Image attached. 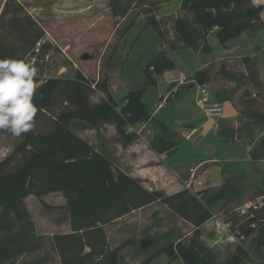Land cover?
<instances>
[{"label":"rangeland","instance_id":"1","mask_svg":"<svg viewBox=\"0 0 264 264\" xmlns=\"http://www.w3.org/2000/svg\"><path fill=\"white\" fill-rule=\"evenodd\" d=\"M120 1L132 8L127 14L114 16L111 0H0V58L34 62L36 95L47 80L75 78L79 72L95 81L92 104L100 103L103 97L111 94V85L113 97L120 106L129 91L147 86L143 100L150 111L153 112L158 104H165V107L158 112V119L154 117L146 127L137 123L130 129L140 133L149 130L146 136L151 144L163 136L159 123L163 121L167 127L164 137L177 144L190 136L195 125L200 128L199 133L192 140H185L177 154L165 160L166 164L181 168L203 159L217 158V164L223 167L226 177L222 186L210 187L207 196L223 192L226 197L220 200V205H211L214 213L208 228H215L207 233L201 226L200 242L214 253L220 264H264V122L254 117L256 112L264 113V0H252L260 8L261 22L226 44L219 42L218 28L213 27L203 41L209 44V52L183 45L177 21L189 12L181 8L182 0H146L147 5H143L145 0ZM157 14H162L158 27L151 24ZM149 26L155 28L152 27L153 32L146 28ZM159 55L168 56L174 62L171 69L185 72L191 79H197L199 72L205 71L207 81L203 84L211 96L223 104L224 116L205 117L196 103L195 82L172 90L163 75L165 70L156 73L155 67L151 68V61ZM254 70L258 71L256 80L251 77ZM146 71L153 74L156 84H147ZM106 87L107 92L104 91ZM70 108L75 105L68 104L60 89L57 90L52 103L37 112L32 131L37 134L52 132L55 117ZM234 114L237 119L227 117ZM187 117L192 120H183ZM104 123L109 124L101 122L97 126L109 133L111 124ZM91 127L94 126L80 119L70 124L73 132ZM214 127L226 141L244 147L217 140ZM114 136L109 138L118 141L119 137ZM21 142L20 137L0 130V148L5 152L0 161L13 154ZM247 144L252 160L261 159V163L250 165L245 150ZM254 155L260 159H254ZM248 166L247 176L233 175L227 170L242 171ZM219 171V168L210 171L213 172L210 185L220 183ZM196 179L208 183L205 175L198 174ZM165 196L158 194L160 199L149 209L133 213L118 222L120 225L103 226L110 250L119 248L118 264H140L148 259L149 264H185L179 255L171 257L165 249L170 245L175 247L178 242L190 244L195 229L185 219H182L184 225L178 223L181 217L162 200ZM249 202L258 206V209L251 208L255 217L238 216L242 206ZM25 204L37 236L24 257L7 264H64L61 245L55 240L57 232L71 221L64 194L51 192L39 198L30 195ZM226 222L232 224V233L225 234L221 225ZM248 230H252L249 235ZM2 235L0 232V238ZM92 264H107V261L99 258Z\"/></svg>","mask_w":264,"mask_h":264},{"label":"trees","instance_id":"2","mask_svg":"<svg viewBox=\"0 0 264 264\" xmlns=\"http://www.w3.org/2000/svg\"><path fill=\"white\" fill-rule=\"evenodd\" d=\"M131 8L120 0H111L114 16L127 14ZM181 8L189 12L177 21L183 45L194 50L203 48L206 52L210 51V46L203 41L213 27L218 28L219 42L226 44L262 20L260 8L252 0H182ZM151 24L158 27L155 18ZM150 65L159 73L173 68L174 62L166 55H159ZM199 75L198 81L206 83L205 71ZM251 77L256 80L258 71L254 70ZM146 79L147 84L157 83L150 71H146ZM94 83L82 72L75 78L47 80L34 100L38 112L52 103L59 89L65 101L74 104L75 108L55 117L52 132L37 134L30 131L22 135V142L15 152L0 161V232L3 233L0 264L17 261L33 246L36 227L25 204L30 195L39 198L51 192H62L66 198L73 232L55 235L57 244L61 245L64 264H92L99 258L107 264H118L119 248L110 250L103 225L160 199L139 181L114 168L108 157L70 128L74 119L92 126L109 122L115 125L125 143L136 140L140 132L130 127L152 118L150 107L143 100L147 86L129 91L120 106L110 93L100 103L92 104ZM104 91L107 92V87ZM254 117L264 122L263 112L254 113ZM159 123L163 136L153 140L151 146L161 153H173L175 143L164 137L167 127L163 121ZM253 158L260 159V156ZM208 189L195 194L184 189L162 199L195 226V236L190 244L178 242L175 247L170 245L165 249L171 257L179 255L185 264H220L198 238L200 227L213 217L211 205L226 197L223 192L207 196ZM199 195L206 198L203 200ZM251 232L248 230L247 235ZM87 247L89 251H86ZM149 261L140 264H149Z\"/></svg>","mask_w":264,"mask_h":264},{"label":"crops","instance_id":"3","mask_svg":"<svg viewBox=\"0 0 264 264\" xmlns=\"http://www.w3.org/2000/svg\"><path fill=\"white\" fill-rule=\"evenodd\" d=\"M139 1V0H138ZM142 1V0H141ZM146 2V0H145ZM149 3H145L143 2V5H147ZM162 14H157L155 16V20L158 22H160V17ZM153 26H149L146 28H150L153 32L154 29L152 28ZM160 29V28H159ZM159 31V30H158ZM163 33V32H162ZM262 74V72H261ZM263 79V77H262ZM112 83V81H111ZM181 87V86H180ZM170 88H172V86L170 85ZM110 89L112 90L111 95L113 96V89H112V85L110 86ZM124 103V102H123ZM123 105V104H122ZM165 104L159 105L156 107V109L151 112L152 113V119L146 121V122H142L140 124H142V127H146L147 125L150 124V122L154 119H158L156 116L158 114V112L160 111V109L164 108ZM235 115V116H234ZM233 117L231 115H228V118H235L237 119V114H234ZM155 117V118H154ZM154 118V119H153ZM192 120V118L187 117L183 120ZM157 121V120H156ZM166 124V122H164ZM111 124L109 127V133H107V130H105L104 127L102 126H94L93 128H87L84 129L83 131H76L75 133L78 134L80 137H82L83 139H85L86 141H88L98 152L104 154L106 157H108L111 162L114 165V168L120 169L123 172H125L126 174H128L130 177L136 179L137 181H139L146 189L154 192L156 195L158 194H165L168 197L174 193H177L181 190L185 189V184L192 178V175L195 174L196 178L198 176V174L201 175H205L207 176V187H215V186H222L223 184V180L225 179V174L223 173V167H221L220 165L217 164L218 159L217 158H209V159H203L200 160L197 163H192V164H186L183 165L181 168H179L180 166H171L166 164L165 160H167L169 158V156L171 154H174L178 152V149L181 147L182 143L186 140H192L193 137L199 133L200 128L193 125V129L192 132L190 133L189 137H185L184 139H182V141L178 142L177 144H175V151L173 153L170 152H157L154 148H152L151 144L148 141L147 138V134H149V130L147 131L148 133H140L139 136H141L139 139L134 140L130 143H125L122 141V138L120 136V134L117 132V129L115 127L114 124ZM109 124H105L104 125H109ZM194 124V123H193ZM95 128V129H94ZM215 128V133H216V139L223 141L229 145H236V146H243V144H238V143H232V142H228L226 141V139H224L223 137H221L220 135H218L216 128ZM140 132V131H139ZM116 135V137H119V140H112L111 138H109V136H114ZM151 135V134H150ZM99 136V140L97 139V137ZM100 137L102 138V140L100 141ZM115 137V136H114ZM121 138V139H120ZM246 150V154L248 156V161L251 163H253L254 165L257 163H261V159L259 161H253L251 158V149L250 146L247 144V147H245ZM4 150H2V148H0V159L1 157H3V155H5V152H3ZM129 162V163H128ZM249 165V166H250ZM249 166L247 168H245L242 171H236V170H230L229 168H227V170L232 173L233 175H240V174H245V176H247L250 173V169ZM213 168H219V173H220V177H221V181L219 184L214 183L213 185H210V176H212L211 174L213 172H210ZM209 172V175H208ZM228 172V173H229ZM229 173V174H230ZM229 174H227L229 176ZM206 187V188H207ZM220 189V188H219ZM208 192H206L207 194ZM156 202L147 205L145 207L139 208L137 210H134L122 217H119L117 219H115L114 221L105 224L103 226L105 227H109L111 224H117L118 222H121L123 219H126L127 217H129L130 215H132L135 212H141L143 213V211L147 210L150 208V206H152L153 204H155ZM221 201L218 200L216 203H214V206L220 205ZM212 213L213 210H212ZM178 215V214H177ZM182 217L181 220L178 219V223L181 225H184L185 222H182ZM184 220V219H183ZM213 219H210L209 221H207L206 223H204L202 225V228H205L207 233L209 232H213L214 228L209 229L208 225ZM186 221V220H184ZM219 223H222L220 221V219L218 220ZM191 227L195 226L188 222ZM51 228H54L53 224H51ZM117 225H120L119 223ZM117 225L114 226L113 228L116 229ZM212 225V224H211ZM72 225H71V221L69 220L68 224L66 226H64L63 229L60 230V232H57L58 234H70L72 233ZM57 235V234H56ZM109 243V242H108ZM90 250V249H89ZM88 250V251H89ZM27 254V253H26ZM24 254V255H26ZM21 256L20 259L22 257ZM20 259H18L17 261H19Z\"/></svg>","mask_w":264,"mask_h":264},{"label":"clouds","instance_id":"4","mask_svg":"<svg viewBox=\"0 0 264 264\" xmlns=\"http://www.w3.org/2000/svg\"><path fill=\"white\" fill-rule=\"evenodd\" d=\"M37 67L34 62L12 57L0 58V130L14 137L32 131L38 105Z\"/></svg>","mask_w":264,"mask_h":264},{"label":"built area","instance_id":"5","mask_svg":"<svg viewBox=\"0 0 264 264\" xmlns=\"http://www.w3.org/2000/svg\"><path fill=\"white\" fill-rule=\"evenodd\" d=\"M154 69V67H151ZM167 83L174 87H179L181 85H185L189 82L196 83V103L199 108L203 111L205 117L207 118H222L224 116V106L223 104L214 99L209 89L206 87V84L200 83L197 79H191V76L185 72L178 71L176 69H167L163 73ZM206 184L202 180H197L195 174L192 175V178L187 182L185 189L194 192V194L204 188ZM202 188V189H201ZM243 209L238 212V216L246 215L247 218L251 219L255 217V214L251 212V208L258 209L257 204L255 205L253 202H249L246 205L242 206ZM231 222V221H230ZM220 224V223H218ZM252 226L255 224L252 223ZM223 229H225V234L232 233V224L226 222L221 225Z\"/></svg>","mask_w":264,"mask_h":264}]
</instances>
